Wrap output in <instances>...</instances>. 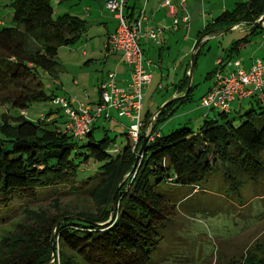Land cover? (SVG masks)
I'll return each mask as SVG.
<instances>
[{"label": "trees", "instance_id": "16d2710c", "mask_svg": "<svg viewBox=\"0 0 264 264\" xmlns=\"http://www.w3.org/2000/svg\"><path fill=\"white\" fill-rule=\"evenodd\" d=\"M52 1L11 0L8 4L13 25L0 28V93L4 104L25 109L35 101L57 97L43 89L38 73L52 75L57 71L58 48L78 43L88 29V21L66 11L54 17ZM133 9L126 8L130 17ZM262 15L264 0L237 1L214 18L198 38L211 27L222 31L237 23L249 25L252 33L260 27L261 22L256 20ZM246 42L248 35L236 39L228 55ZM198 52L194 53V65ZM216 71L217 67L208 71L205 79ZM186 79L184 96L158 110L147 134L148 119L142 118L136 142L126 129L122 146L113 147L115 138L106 133L95 136L94 123L99 118L84 135L75 137L66 131V121L62 128L58 126V110L47 112L37 121L20 115L13 118L14 123L3 114L1 206L13 197L35 198L39 188L71 185L78 177L79 165L74 157L81 156L79 148L87 151L84 165L90 159L101 165L94 177L81 179L87 195L94 197L97 211L61 213L36 221L20 240V236H9V246L0 250V264H156L153 254L176 205L162 192L163 186L169 190L182 186L198 190L221 172L230 180V189L236 190L246 179L264 177V89L260 100L239 115L237 125L228 112L218 110L217 117L204 119L196 129L183 123L161 133L159 126L175 114L179 105L192 100L196 84L192 82L187 90L188 76ZM50 114L56 116L50 119ZM82 139L84 145L78 146ZM51 236L54 253L57 251L54 261ZM255 261L264 264V250L259 257L251 258V264Z\"/></svg>", "mask_w": 264, "mask_h": 264}, {"label": "rangeland", "instance_id": "374dc122", "mask_svg": "<svg viewBox=\"0 0 264 264\" xmlns=\"http://www.w3.org/2000/svg\"><path fill=\"white\" fill-rule=\"evenodd\" d=\"M10 1L0 0V28L3 24L5 26L13 25L11 22L12 9L8 6ZM90 1L94 2L89 5L91 13L87 20L89 27L93 26V32H88L89 34L74 45L58 48V69L57 71L53 70L52 75L41 71L38 73L42 87L47 93L73 97L82 103H88L97 98L96 76L101 73V70L107 68L103 69V62L100 60L103 55V38L96 32L97 26L94 20L97 13L95 10L99 9L101 12L103 10L110 17L113 13L106 9L102 0H68L64 3H59L57 0L52 1L54 17L65 11L83 14L81 13L84 9L83 6ZM210 1L205 0L207 7H209ZM214 1L217 2V0ZM262 31L264 28L257 34H261ZM246 33L248 32L239 33L237 30H230L222 35L223 39L219 36L217 40H210V42L217 41V44H220L218 41H227L233 37L242 38ZM248 34L251 35L250 32ZM197 40L198 38L194 44ZM260 40L261 38L254 35L250 39L253 45L248 46L249 50L247 51L258 46ZM85 41L88 44L86 49L88 56L91 52L95 53L92 64L86 63L88 56L84 57L81 54ZM203 47L205 49L203 55L197 57L193 68L192 79L196 86L192 93L193 101L188 103L191 105L197 102V97L205 90L206 82H208L205 75L211 68V51L208 52L210 46L206 44ZM217 51L221 52V47ZM258 56L264 58V49L258 53ZM245 103L247 104L242 105L241 111L246 110L245 108L249 106V102ZM182 109L175 114L182 112ZM51 110H58L57 124L62 128L67 117L60 105L49 100L35 101L25 109H21L4 104L1 101L0 93V123H2L1 116L3 114L9 115L11 117L9 121L14 123L13 118L20 115L28 120L37 121L46 117L47 112ZM110 110L112 118L108 120L100 118L101 121L104 119V122H102L103 124L98 122L94 133L98 138L106 133L109 137L115 138L113 147L115 145L122 146L125 143L123 133L132 121L129 122L130 119L125 116H119L114 109ZM241 113L238 111L229 113V117L233 118L235 125L240 122L239 115ZM52 115L50 114V116ZM181 120L182 118L179 119L180 122H182ZM177 122L178 120H174L175 124ZM182 124H176L174 128ZM188 126L192 129L197 127L189 122ZM164 132L168 133L170 130L166 129ZM4 138L5 134L0 128V139ZM84 141L85 139L78 141V146L84 145ZM78 152L81 156L74 157L75 162L79 165L76 169L78 177L72 182V186L59 184L55 187L39 188L35 198L13 197L6 206L0 205V250L7 249L9 246L6 243L11 239L9 236H20L18 239L20 240L22 236L26 235L27 228L35 225L36 221H44L45 218H51L61 213L74 214L88 209H97L94 197L87 195V187L81 183V179L89 175L94 177L101 164L90 159L84 165L83 157L87 151L84 148H79ZM210 181L212 182L201 185L202 188L198 190H193L190 186L169 190L170 188L163 186L162 192L168 195L171 202L176 205L163 232L158 249L153 254L156 264H251V258L261 255V251L264 250V177L261 176L257 181L246 179L243 186L236 190L230 189V180L221 172L211 177ZM55 255L57 257V251L54 253L52 261H54ZM253 264L261 263L255 261Z\"/></svg>", "mask_w": 264, "mask_h": 264}, {"label": "crops", "instance_id": "0c3cea01", "mask_svg": "<svg viewBox=\"0 0 264 264\" xmlns=\"http://www.w3.org/2000/svg\"><path fill=\"white\" fill-rule=\"evenodd\" d=\"M89 1V0H86ZM103 4H104V0ZM163 0H127L126 8L131 9L134 6L133 12L134 16L138 15L139 9H145L146 18L143 21V31L142 36L140 37V45L143 50V54L145 59L150 60V64L147 65V69L151 72V81L150 83L143 89V108H142V118L147 121V128L146 132L150 130V125L152 123L151 117L164 105L169 103L171 100L183 97L184 96V85L185 81L187 82L186 77L188 76V84H189V71H190V64L192 62L191 53L192 48L194 45L195 40L198 38V35L204 31V28L213 22L214 18H216L219 14H221L226 9H231L232 5H234L237 1L241 0H211L209 7L206 6L205 0H186L185 8H177L176 9V16L179 18V22L176 27L172 25V15L169 14L164 7L161 6ZM94 1H90L85 3L83 6L84 9L81 13L77 14L74 13L86 20L90 17V7ZM175 3L176 0H173ZM125 8V9H126ZM79 9V8H78ZM109 11V10H108ZM95 12L97 13L95 16V25L97 26L96 32L102 35L103 38V55L100 60L103 62V69L105 67L106 70H101V73L96 76V94L97 98L94 100H90L91 102L82 103L76 100L75 98L71 97L73 106L81 105H90L92 108L99 101V85L100 83L106 78L109 71H114L116 74L117 83L123 87H125L126 91H130L128 87V80H129V66L123 61L120 52L116 51H109L106 47V41L108 36L113 33L117 27V20L112 14L110 17L106 14L103 10L102 12L99 9H96ZM183 15L188 16V21L180 20V17ZM88 17V18H87ZM88 21V20H87ZM263 26V27H262ZM156 27H165L163 32L159 34L158 40L159 42L156 43L151 38L147 36V31L152 28ZM264 28L262 23L260 27L257 28L256 31L252 32L251 35L248 34L250 32V26L244 23H237L234 27L227 30H234V31H247L245 35H248V42L241 45L238 50L232 51L230 55H228L229 48L232 46V43L240 38H229L227 41L221 42L217 41L210 42V40H217V37H222L225 32L218 31L216 27H211V34L207 36L198 46L196 49L199 50L197 53V57L203 55L204 45L209 44L210 48H208V52L211 51L210 63L211 68L210 70L217 67L216 60L217 59H229L232 61H237L240 67L244 69H248L252 61L255 57H259L258 53L264 49V31L261 34H257L260 32L261 29ZM209 30V31H211ZM223 31V30H222ZM226 31V32H227ZM93 32V26L89 27L88 21V29L84 36ZM244 35V36H245ZM256 35V37L261 38L258 46H254L249 50L248 46L253 45L250 39ZM83 36V37H84ZM82 37V38H83ZM81 41V40H80ZM88 44L86 41L83 44V50H81V54L84 57L88 56L87 49ZM221 47V52L217 50ZM195 53V51H194ZM93 55L94 52L90 53V56L87 58L86 63L92 64L94 60ZM264 59V58H263ZM197 62V61H196ZM195 67L193 63V68ZM231 66H229V69ZM209 70V71H210ZM205 90L199 94L197 97V102L193 105L188 104L189 102L193 101V97L191 101H187L182 105H179L176 109L178 112L182 109V112L179 114H174L168 120H166L160 127L159 131L161 133H165L166 129L172 130L176 126V124L182 123H193L200 126V122H203L206 118H215L217 117V110L202 107L199 104L200 97L205 94V92L209 89V87L214 82V76H211L210 79H207ZM193 82V79H192ZM187 84V86H188ZM159 92V93H158ZM261 96H263L262 90L254 91L249 97L244 98L242 100H236L231 103V108L228 113L232 111H238V113H243L241 111L243 109V104H247L245 102H249V106L253 105L254 103L260 100ZM70 98V97H69ZM74 99V100H73ZM253 100V104H252ZM247 108V107H246ZM245 108V109H246ZM113 110V109H112ZM114 111H117L114 109ZM175 112V113H176ZM110 116L105 118L106 120L112 118L111 110H109ZM119 116H122L119 111H117ZM56 114H53L49 118H54ZM123 117V116H122ZM102 118V117H100ZM99 118L94 123V126L98 127V122L100 121L101 124L104 122L102 119ZM182 118V122L179 119ZM186 118V119H184ZM174 120H178L175 124ZM130 122V120H129ZM170 125V126H169ZM199 125V126H198ZM196 127V128H197ZM195 128V129H196ZM128 129V128H127Z\"/></svg>", "mask_w": 264, "mask_h": 264}, {"label": "built area", "instance_id": "2783aa9c", "mask_svg": "<svg viewBox=\"0 0 264 264\" xmlns=\"http://www.w3.org/2000/svg\"><path fill=\"white\" fill-rule=\"evenodd\" d=\"M145 1V0H144ZM107 10L114 14L117 27L106 41L109 51L120 52L123 61L129 66L128 87L119 85L114 71H109L106 78L100 83V99L95 107L79 105L74 107L72 100L65 96H57L51 101L60 105L67 120L66 131L75 137L82 136L91 127L93 122L100 117L108 118V110L115 109L122 116L131 119L128 127V136L133 142L138 139V134L143 125L141 111L143 108V89L151 81V72L147 69L150 60L145 59L140 45V37L143 31V21L146 18L145 9H139L137 16H129L126 13L127 0H104ZM186 0H163L161 6L172 15V25L177 26L179 18L176 9L185 8ZM261 16L258 18L260 19ZM257 19V20H258ZM180 20L188 21V16L183 15ZM261 23L264 25V19ZM234 27V26H233ZM165 27H156L147 31V36L156 43L159 42V34ZM217 71L214 73V82L211 88L201 96L199 104L223 112H228L231 103L249 97L254 91L264 89V60L255 57L251 66L244 69L237 61L229 59L216 60ZM229 66L231 68L229 69ZM156 117H151L153 121Z\"/></svg>", "mask_w": 264, "mask_h": 264}, {"label": "water", "instance_id": "95a60500", "mask_svg": "<svg viewBox=\"0 0 264 264\" xmlns=\"http://www.w3.org/2000/svg\"><path fill=\"white\" fill-rule=\"evenodd\" d=\"M264 17V15L261 16L260 19L256 20V23H258L262 18ZM232 27L228 28V29H224L223 31H221L222 33L223 32H226L227 30L231 29ZM212 30L211 31H207L205 33H203L199 38L198 40L196 41V43L193 45V48H192V53H191V59H192V62L190 64V71H189V84L187 86V90H189L191 84H192V74H193V63H194V51H196V49L198 48L199 44L207 37L209 36V34H211ZM158 113V111L156 112ZM148 133V132H147ZM146 133V134H147ZM113 208V207H112ZM51 250H52V256L54 255V236H51ZM48 264V263H47Z\"/></svg>", "mask_w": 264, "mask_h": 264}, {"label": "clouds", "instance_id": "9594fccd", "mask_svg": "<svg viewBox=\"0 0 264 264\" xmlns=\"http://www.w3.org/2000/svg\"><path fill=\"white\" fill-rule=\"evenodd\" d=\"M71 99V98H70ZM72 100V99H71ZM156 115L158 114V113H155ZM147 133V132H146Z\"/></svg>", "mask_w": 264, "mask_h": 264}]
</instances>
